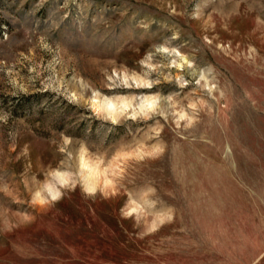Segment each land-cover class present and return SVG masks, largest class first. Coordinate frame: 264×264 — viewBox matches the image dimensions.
<instances>
[{
    "label": "rangeland",
    "instance_id": "1",
    "mask_svg": "<svg viewBox=\"0 0 264 264\" xmlns=\"http://www.w3.org/2000/svg\"><path fill=\"white\" fill-rule=\"evenodd\" d=\"M0 264H264V0H0Z\"/></svg>",
    "mask_w": 264,
    "mask_h": 264
},
{
    "label": "bare ground",
    "instance_id": "2",
    "mask_svg": "<svg viewBox=\"0 0 264 264\" xmlns=\"http://www.w3.org/2000/svg\"><path fill=\"white\" fill-rule=\"evenodd\" d=\"M148 100V102L150 103V104H153V102H154V100H151V99H147ZM113 105H115L114 103H113ZM124 105H127L125 102H124ZM113 107V106H112ZM150 107V106H149ZM114 108V107H113ZM55 192V191H54Z\"/></svg>",
    "mask_w": 264,
    "mask_h": 264
}]
</instances>
